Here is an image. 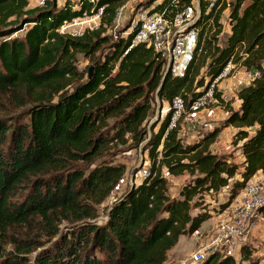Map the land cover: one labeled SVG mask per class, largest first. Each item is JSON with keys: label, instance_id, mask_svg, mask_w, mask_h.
<instances>
[{"label": "trees", "instance_id": "16d2710c", "mask_svg": "<svg viewBox=\"0 0 264 264\" xmlns=\"http://www.w3.org/2000/svg\"><path fill=\"white\" fill-rule=\"evenodd\" d=\"M127 1L0 0V264H164L180 238L201 232L264 172V0H233L218 11L217 2L208 11L201 3L197 44L180 77L166 72L162 53L132 45L134 31L107 34ZM190 2L162 0L151 11ZM100 7L98 28L58 32ZM78 56L88 61L84 70ZM228 61L259 75L237 91V109L215 92L226 112L220 125L186 141L182 116L168 129L170 109L149 126L156 99L170 105L179 96L191 115ZM226 127L235 129L240 161L212 151ZM124 146L147 152L148 175L98 224V207L125 174L114 161ZM181 176L170 194L168 178ZM253 253L246 243L238 260L215 251L197 264H264Z\"/></svg>", "mask_w": 264, "mask_h": 264}, {"label": "built area", "instance_id": "2783aa9c", "mask_svg": "<svg viewBox=\"0 0 264 264\" xmlns=\"http://www.w3.org/2000/svg\"><path fill=\"white\" fill-rule=\"evenodd\" d=\"M89 1L92 4L95 3V0ZM179 1L181 0H171V3H178ZM217 1H208L207 11L213 8ZM43 3L44 0H38L37 4L43 5ZM125 3L118 8L115 21L126 7ZM176 8L173 13L166 10L151 11L147 8H140L137 12L136 20L130 25V31H134L132 45L144 43L148 47H152L155 52L162 53L167 58L166 69L169 66L172 76L180 77L183 76L186 67L191 61L197 44V35L200 28L193 24L199 18V7L198 4H194V0H191L189 5ZM102 10L103 8L100 7L95 10L92 9L90 12L83 11L80 16L70 21H63L58 28V32L80 36L87 30H94L99 26ZM69 28H75V30L69 31ZM262 67L264 69L263 63ZM258 75L257 71L246 70L239 64L228 61L206 90L191 103L190 110L192 112L197 111L204 108L208 103L217 102L218 104L214 94L219 91L217 85L220 81L231 79L235 83L246 81L245 83L248 84L251 80L257 78ZM170 109L168 129L174 128L182 116L184 111L183 99L179 96H174L171 100ZM147 175L148 168L143 170L142 178ZM263 210L264 183L255 180L248 181L243 189L240 203L223 211L224 215L218 221L206 245L208 248L206 255L215 251L234 255L235 252L245 245L247 233L254 222L262 217ZM197 233L198 231H195L193 234ZM204 249L191 254L190 264H197L206 257Z\"/></svg>", "mask_w": 264, "mask_h": 264}, {"label": "rangeland", "instance_id": "374dc122", "mask_svg": "<svg viewBox=\"0 0 264 264\" xmlns=\"http://www.w3.org/2000/svg\"><path fill=\"white\" fill-rule=\"evenodd\" d=\"M72 1V0H71ZM208 1L212 0H194V4H198V7L201 3H208ZM233 0H218L215 6V11H218L220 8L228 5ZM153 4L147 8L152 9L156 4L162 2V0H128L125 5L126 7L121 12L120 17L114 22L113 27H111L107 34L109 36L116 37V34L119 37H125L131 30V27L127 29V26L130 22V25L134 23L137 18V12L140 8H145L146 4ZM29 3L32 5L39 6L38 0H29ZM58 4H62V0H58ZM207 5V4H206ZM222 12V17L225 19L226 9ZM229 8V7H228ZM199 16H200V7H199ZM127 29L125 32H123ZM75 28H69V31H73ZM21 34V33H19ZM88 61L87 59L78 56L77 66L79 70H84ZM249 80V79H247ZM246 82V81H245ZM245 82L241 83H233L226 86H220L223 91H220L221 98L225 102L230 101L231 106L235 103V96L237 93V89L240 86L245 85ZM170 110V105L167 102H160L158 99L155 100V103L152 105V114L149 121V126L155 124L162 115H165ZM184 113V112H183ZM182 113V114H183ZM184 113L179 122L181 124V134L184 136L186 141H194L195 139L201 136V133L211 130L214 126L220 125L222 121L226 117V112L222 109V106L218 105L217 102L208 103L204 106V108L194 111L192 113ZM155 128L154 130H156ZM223 130H221L222 132ZM226 144V145H224ZM230 135H219L212 145V151L217 153H223L229 150L226 146L231 147ZM122 149V148H120ZM235 149V148H234ZM117 156L114 157V161L116 163H121L125 165L126 171L125 174L118 184V186L114 189L111 195L98 207L99 217L97 218V223L100 224L105 220V210L111 204V202L116 199L122 192H124L132 183L137 184L142 179V173L144 169L149 167V160L147 156V152L141 153L140 148H130L128 146H124ZM231 150V149H230ZM236 156V153H235ZM168 184L170 187V194L174 195L177 192V189L181 184L186 181V177L181 176L179 178H168ZM214 204V203H212ZM211 204V206H213ZM210 206V207H211ZM219 221V220H218ZM210 222L208 227L204 229V232H199L197 234H192L191 236L180 238L178 244L168 253L167 261L164 264H190V256L196 251L203 249V246L208 243V236L211 235L217 224ZM211 233V234H210ZM210 238V237H209ZM207 240V241H206ZM207 247L205 246L204 254L206 255Z\"/></svg>", "mask_w": 264, "mask_h": 264}, {"label": "crops", "instance_id": "0c3cea01", "mask_svg": "<svg viewBox=\"0 0 264 264\" xmlns=\"http://www.w3.org/2000/svg\"><path fill=\"white\" fill-rule=\"evenodd\" d=\"M29 6L30 7H34L36 5H32V4L29 3ZM233 83H235L234 80L224 79V80H222V81H220L218 83V85H217L218 86V90L219 91H223L222 88H220L221 85L224 87L226 85H230V84H233ZM234 98H235V103H234V105L232 107L234 109H237L239 102H238L236 96ZM163 116L164 115H162L161 117H163ZM234 130L235 129L232 128V127H226V128L223 129L222 132H220L219 135H225V134L230 135V141L232 142V134L234 133ZM190 142H192V141H190ZM224 145H226V144H224ZM226 147L229 148V150L226 151V152H223L224 154H230L231 153L236 161H240L241 160V156H240L239 150L237 148L234 149V147L232 145H231V147H229V146H226ZM235 153H236V156H235ZM253 180L258 181V182H261V183H264V172H258L249 181H253ZM242 196H243V191H241L237 195V197L228 205V207H231V206H233L235 204L240 203V201L242 199ZM222 215H224L223 212L220 213V214H218V215L213 216L210 220H208L206 223L203 224V226H202L201 229H203V228L205 229L206 227H208V225H209L210 222H213L214 221L216 223V221L220 220L223 217ZM204 229L202 231L200 230L201 233L204 232ZM211 235H209L207 237L208 238V241L210 240L209 237ZM246 243L250 244L251 247H252V249L254 250L253 256L258 257V258H262V260L264 261V210H263V213H262V217L259 220H257V221L254 222V224L250 228L249 232L247 233L245 244ZM206 245H201V246H203V248H205ZM233 257L236 260H238L239 257H240V250L237 251V252H235L234 255H233Z\"/></svg>", "mask_w": 264, "mask_h": 264}, {"label": "water", "instance_id": "95a60500", "mask_svg": "<svg viewBox=\"0 0 264 264\" xmlns=\"http://www.w3.org/2000/svg\"><path fill=\"white\" fill-rule=\"evenodd\" d=\"M195 24H196V22L193 25H195ZM263 66H264V63H263ZM89 72H90V70H89ZM166 72H170V67L169 66H167Z\"/></svg>", "mask_w": 264, "mask_h": 264}]
</instances>
